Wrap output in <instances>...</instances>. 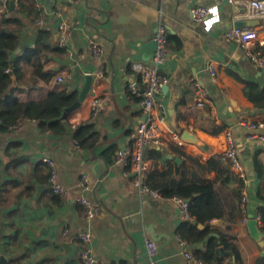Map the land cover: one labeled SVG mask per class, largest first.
I'll use <instances>...</instances> for the list:
<instances>
[{
  "label": "crops",
  "instance_id": "obj_1",
  "mask_svg": "<svg viewBox=\"0 0 264 264\" xmlns=\"http://www.w3.org/2000/svg\"><path fill=\"white\" fill-rule=\"evenodd\" d=\"M238 1L239 5L232 6L220 0H40L46 21L43 29L52 32L55 50L42 58V73L50 79L34 76L33 68L20 61L22 76L16 97L40 101L49 92L59 90L76 92L78 96L87 76L92 77V83L81 106L65 119L62 134L44 131L33 121H24L12 132L0 133V259L3 257L6 264H86L80 259L86 251L96 264H147L146 244L150 242L156 247V264H185L184 246L176 234L183 220L174 201L137 189L126 176L129 170L116 164V155L112 163H106L101 156L110 145L118 151L124 147L127 133L139 121V104L127 95L130 84L140 87L130 66L149 62L154 52L147 44L153 41L158 25L164 27L167 37L182 43L179 50L170 43L173 48L167 47L168 54L159 71L166 79V88L160 90L155 107L156 114L165 115L163 140L168 143L173 135L192 133L206 148L186 143L181 147L204 164L210 155L224 152V132L230 131L246 172L242 188L246 206L226 239L234 236L232 241L244 264L264 257V247L250 237L245 224L257 216L262 205L257 192L264 193V182L259 181L253 165L255 157L264 169V142L247 140L249 134L264 136V129L250 131L246 125L264 124V112L255 110L244 97L241 85L228 75L231 72L264 86V72L250 64L242 47L222 38L225 30L243 20L242 3L247 0ZM8 3L10 8L11 0H0V8L4 4L7 11ZM196 6L217 7L219 22L210 31L192 20L190 10ZM17 7L13 5L10 11ZM18 17L22 24L17 52L20 56L35 46L38 28L32 17ZM253 20L258 23L248 29L254 30L258 38L252 50L264 55V18ZM59 24L68 29L65 47L58 45ZM90 45L101 49V58L91 56ZM208 64L216 68L214 80L206 70ZM57 77H62L61 85ZM191 78L197 79L207 93L203 108L195 106ZM92 88H96L102 105L100 114L94 117ZM85 122L92 123L104 137L94 149L80 148L74 140L71 125L76 128ZM129 122L131 128L124 132ZM221 127L222 131L212 134ZM168 156L179 158L177 164L183 163L178 156ZM44 157L56 164V184L66 191L60 205L53 199L56 195L51 191ZM149 162L152 168L154 164ZM82 176L87 179L84 185ZM214 178V172L206 174L207 180ZM39 186L43 190L38 191ZM229 188L236 190L237 185L231 182ZM80 197L97 208L90 220L78 203ZM216 225L219 222L212 221V226ZM257 227L260 230L261 221ZM77 232L89 234V241L71 239ZM64 243L70 248L62 256ZM187 248L194 250L189 245Z\"/></svg>",
  "mask_w": 264,
  "mask_h": 264
},
{
  "label": "trees",
  "instance_id": "obj_2",
  "mask_svg": "<svg viewBox=\"0 0 264 264\" xmlns=\"http://www.w3.org/2000/svg\"><path fill=\"white\" fill-rule=\"evenodd\" d=\"M40 13L41 10L34 0H19L16 11L14 9L10 11L8 3L6 13L0 17V133L12 132L18 124L33 121L44 131L60 135L64 132L66 124V120H61L62 113L77 99L76 92L67 90L49 92L40 101H21L15 95L16 86L19 85L22 76L18 66L20 61L33 68L34 76L44 81L50 79L49 75L42 73V58L45 53L55 51L52 49L51 31L38 29L35 46L32 49H25L20 56L17 54L22 30L18 16L22 14L36 20ZM8 24L12 26L7 27ZM166 41L168 48H173L170 46L171 42L175 50L182 47L177 38L166 36ZM13 55L14 60L11 59ZM228 75L241 85L244 97L254 105L255 110L264 112V86L240 79L231 72ZM127 95L139 102L130 91ZM223 129L218 128L212 134L216 135ZM128 135L129 132L126 136ZM74 140L78 147L90 150L97 147L104 137L95 131L92 123L85 122L74 129ZM116 151L118 148L110 145L101 156L106 163H112ZM169 154L180 157L183 163L177 164L173 159L167 158ZM145 156L154 164L147 173L146 187L161 198H179L187 204L190 220L183 221L176 234L182 242L194 247L195 259L201 264H244L238 246L232 241L234 236L229 240L226 236L231 234L239 218L244 214L240 208V199L245 181L237 178L228 167L220 163L219 154L210 155L203 164L172 141H169L166 147L145 150ZM253 165L259 181L263 183L264 169L255 157ZM126 170H129V166ZM211 172L215 173V178L209 181L206 174ZM231 182L237 185L236 190L229 188ZM256 196L262 202L257 216L261 221L260 231L264 235V193L259 190ZM53 199L58 205L62 203L60 196L56 195ZM214 220L219 222L218 226H212ZM220 248L229 255H221ZM253 264H264V257L257 258Z\"/></svg>",
  "mask_w": 264,
  "mask_h": 264
},
{
  "label": "built area",
  "instance_id": "obj_3",
  "mask_svg": "<svg viewBox=\"0 0 264 264\" xmlns=\"http://www.w3.org/2000/svg\"><path fill=\"white\" fill-rule=\"evenodd\" d=\"M5 1V0H4ZM13 5H18L19 0H11ZM37 7L41 10L40 15L34 21V25L38 29H43L46 25L45 16L43 12L42 4L40 0H34ZM229 5L236 6L240 2L238 0H220ZM5 3V2H4ZM244 6L243 14L241 19H263L264 18V2L259 0H247L242 3ZM6 13V6L0 8V17ZM191 18L194 22L200 24L204 31L208 32L210 29L219 22V15L217 7L203 8L200 6L193 7L190 10ZM58 45L60 47L66 46L67 39V27L64 24H59L58 28ZM222 38L229 43H234L242 47L245 51V55L249 60L250 64L257 69L264 71V55L259 54L256 51H253L255 42L257 41V34L254 30L248 28H231L225 30L222 34ZM153 41L156 43V49L151 56L149 62H135L130 66L132 77L140 83V87L137 88L135 84H130L128 86V91L139 99V107L141 109V115L137 125L129 132L127 136V143L124 145V149L119 150L116 153V164L122 168L129 166V171L126 173V176H129L132 179L134 187L139 190H144L150 194L157 196V194L150 191L146 185L145 181L147 178V173L150 169V162L145 156V150L151 148H163L166 147V142L162 137V126L165 122V115L156 114V105L158 102V97L160 90L166 84V79L162 77L159 73L160 68L163 66V63L168 54L167 50V41L165 29L162 25H158L156 33L154 35ZM264 42V41H263ZM89 52L91 56L95 59L102 57V51L96 45L89 46ZM206 70L210 76V79L214 80L216 78V68L212 64L206 66ZM7 73V71H5ZM99 77L100 74H97ZM62 77H57L58 85L62 84ZM191 85L195 92V106L197 108H203L204 104L207 102V93L203 88L202 84L197 79H190ZM92 100V116H98L101 112L102 105L97 96L96 88L91 89ZM95 119V118H94ZM22 123L18 124L16 129L21 127ZM246 127L248 130L253 131L256 128L259 130L264 129V124L259 123L257 125L247 124ZM72 129H75V125H71ZM15 129V130H16ZM259 139L264 142V136H256L254 134H249L247 140ZM171 141L176 143L179 146L185 145L180 140V135H173ZM224 141H225V150L220 155V163L228 167L232 173L239 179H246V172L242 163L240 162L237 154L236 144L231 136L230 131L227 129L224 132ZM77 145V144H76ZM43 164H45L49 171V182L51 183V191L54 195L64 197L66 191L64 188L56 184L57 177V168L56 164L49 158H42ZM87 183L85 176H82L81 184L84 185ZM176 204L181 218L183 221L190 220L189 214L187 212V204L185 201L179 198H172ZM78 203L82 205L85 209V217L90 220L97 214V208L92 206L85 197H80ZM246 206V195L242 191V197L240 199V208L242 211H245ZM257 223L260 222L259 216L254 218ZM245 222V221H243ZM64 236H67V232L63 233ZM71 239L74 241L88 242L89 234L86 232H77L72 235ZM181 241V240H180ZM182 242V241H181ZM184 246V251L182 256L184 257L185 264H201L193 256L192 250L187 248V244L182 242ZM147 264H156V247L153 243L147 242ZM80 259L86 264H96V262L88 255V252L83 251L80 255Z\"/></svg>",
  "mask_w": 264,
  "mask_h": 264
},
{
  "label": "water",
  "instance_id": "obj_4",
  "mask_svg": "<svg viewBox=\"0 0 264 264\" xmlns=\"http://www.w3.org/2000/svg\"><path fill=\"white\" fill-rule=\"evenodd\" d=\"M13 7V3L10 4V9ZM258 22L256 20L253 19H248V20H239L236 21L233 24V28H248V27H252L254 25H256ZM57 38V34L56 37ZM147 47H149L153 52L156 49V43L154 41H151L149 44H147ZM259 71L264 72L263 70L259 69ZM91 83H92V77L91 76H87L86 77V82L83 86V88L81 89V91L78 93L77 99L76 101L69 107L65 108L62 116H61V120H65L70 114H72L74 111H76L82 104V102L84 101V99L86 98V96L88 95L89 91H90V87H91ZM165 86H163L161 88V90H165ZM131 128V122H129L127 129L124 132H128ZM180 140L183 143L186 144H192V145H196L200 148H206L204 146V144L198 140L192 133H189L188 131H184L183 133H181L180 135ZM124 149V147H120V150L122 151ZM168 158H171L170 156H168ZM176 163L180 162L179 158H175L174 159ZM44 187L39 186L37 187L38 191L43 190ZM246 227L248 229L249 235L250 237L256 241L259 246L264 247V235L262 234V232L258 229L257 227V222L254 219H249L246 221ZM65 253L62 256H65V254H67L68 249L70 248V246L66 243L62 244ZM221 255H229V253L225 252L222 248L219 249ZM60 260L63 257H58ZM0 264H6V260L1 257L0 259Z\"/></svg>",
  "mask_w": 264,
  "mask_h": 264
}]
</instances>
